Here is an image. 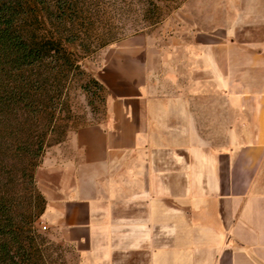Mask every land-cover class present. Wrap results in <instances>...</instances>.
I'll return each mask as SVG.
<instances>
[{
	"label": "crops",
	"instance_id": "crops-1",
	"mask_svg": "<svg viewBox=\"0 0 264 264\" xmlns=\"http://www.w3.org/2000/svg\"><path fill=\"white\" fill-rule=\"evenodd\" d=\"M165 33L105 58L103 117L40 168L45 218L78 264H264V0H183Z\"/></svg>",
	"mask_w": 264,
	"mask_h": 264
},
{
	"label": "rangeland",
	"instance_id": "rangeland-1",
	"mask_svg": "<svg viewBox=\"0 0 264 264\" xmlns=\"http://www.w3.org/2000/svg\"><path fill=\"white\" fill-rule=\"evenodd\" d=\"M182 1L29 0V31L58 41L67 52L62 59L24 68L28 110L13 102L12 86L22 72L0 67V200L11 222L7 242L12 260L7 264H78L74 251L60 241L63 234L45 218L40 168L49 154H58L75 127L103 117L106 99L97 71L105 58H115L119 47L134 44L141 34L165 36ZM57 91L56 107L51 99ZM97 210L92 229L104 244L112 223Z\"/></svg>",
	"mask_w": 264,
	"mask_h": 264
},
{
	"label": "trees",
	"instance_id": "trees-1",
	"mask_svg": "<svg viewBox=\"0 0 264 264\" xmlns=\"http://www.w3.org/2000/svg\"><path fill=\"white\" fill-rule=\"evenodd\" d=\"M30 1L38 3L41 0ZM29 10V0H0V67L3 69L7 65L11 66V69L14 68L22 72L19 75V83L15 87L12 86V95L13 102L20 103L21 107L26 110L29 109L30 103L27 95L28 83L25 73H23L24 68L42 63L47 58L62 59L67 52L58 41L46 40L37 36L33 31H29L30 17L28 15L32 12ZM56 94L58 95L53 97L51 102L53 106L57 107V101L61 98L60 91H57ZM5 210V200L1 199L0 261L7 264L11 259L7 242V238L10 237L11 222L8 220V212ZM14 264H21V262Z\"/></svg>",
	"mask_w": 264,
	"mask_h": 264
},
{
	"label": "built area",
	"instance_id": "built-area-1",
	"mask_svg": "<svg viewBox=\"0 0 264 264\" xmlns=\"http://www.w3.org/2000/svg\"><path fill=\"white\" fill-rule=\"evenodd\" d=\"M43 229L46 230L47 229L46 226H43Z\"/></svg>",
	"mask_w": 264,
	"mask_h": 264
}]
</instances>
